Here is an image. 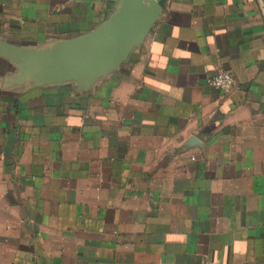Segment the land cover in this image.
<instances>
[{"label": "crops", "instance_id": "obj_1", "mask_svg": "<svg viewBox=\"0 0 264 264\" xmlns=\"http://www.w3.org/2000/svg\"><path fill=\"white\" fill-rule=\"evenodd\" d=\"M120 2L0 0V42L56 50ZM159 5L88 85L0 55V264H264V0Z\"/></svg>", "mask_w": 264, "mask_h": 264}, {"label": "water", "instance_id": "obj_2", "mask_svg": "<svg viewBox=\"0 0 264 264\" xmlns=\"http://www.w3.org/2000/svg\"><path fill=\"white\" fill-rule=\"evenodd\" d=\"M159 13V0H121L106 21L62 48L34 50L0 42V55L25 66L44 67L48 81L88 85L128 56Z\"/></svg>", "mask_w": 264, "mask_h": 264}, {"label": "built area", "instance_id": "obj_3", "mask_svg": "<svg viewBox=\"0 0 264 264\" xmlns=\"http://www.w3.org/2000/svg\"><path fill=\"white\" fill-rule=\"evenodd\" d=\"M206 83L215 89L227 92L233 87L235 79L230 71L220 70L209 75L206 78Z\"/></svg>", "mask_w": 264, "mask_h": 264}]
</instances>
